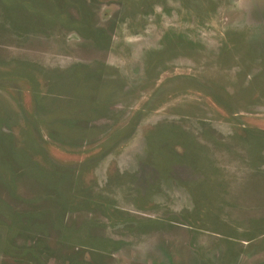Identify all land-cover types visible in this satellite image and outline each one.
Wrapping results in <instances>:
<instances>
[{"label": "rangeland", "instance_id": "1", "mask_svg": "<svg viewBox=\"0 0 264 264\" xmlns=\"http://www.w3.org/2000/svg\"><path fill=\"white\" fill-rule=\"evenodd\" d=\"M0 264H264V0H0Z\"/></svg>", "mask_w": 264, "mask_h": 264}]
</instances>
